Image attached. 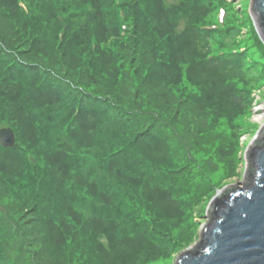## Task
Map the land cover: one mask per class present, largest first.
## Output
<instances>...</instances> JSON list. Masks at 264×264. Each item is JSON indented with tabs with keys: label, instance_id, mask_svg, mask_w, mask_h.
I'll use <instances>...</instances> for the list:
<instances>
[{
	"label": "trees",
	"instance_id": "16d2710c",
	"mask_svg": "<svg viewBox=\"0 0 264 264\" xmlns=\"http://www.w3.org/2000/svg\"><path fill=\"white\" fill-rule=\"evenodd\" d=\"M227 2L0 0V264L178 259L264 86Z\"/></svg>",
	"mask_w": 264,
	"mask_h": 264
},
{
	"label": "water",
	"instance_id": "95a60500",
	"mask_svg": "<svg viewBox=\"0 0 264 264\" xmlns=\"http://www.w3.org/2000/svg\"><path fill=\"white\" fill-rule=\"evenodd\" d=\"M250 13L264 43V0H251ZM5 148L16 145L11 128L0 130ZM249 165L242 187L217 193L207 210L199 243L178 258L177 264H264V128L246 150Z\"/></svg>",
	"mask_w": 264,
	"mask_h": 264
},
{
	"label": "rangeland",
	"instance_id": "374dc122",
	"mask_svg": "<svg viewBox=\"0 0 264 264\" xmlns=\"http://www.w3.org/2000/svg\"><path fill=\"white\" fill-rule=\"evenodd\" d=\"M251 0H228L227 3L232 4V6H234V10L238 12V15H240L241 20H247V22H249V24H252V16L250 13V6H251ZM226 9V8H225ZM221 11V8L219 9ZM219 11V12H220ZM220 13H218V17ZM251 19H250V17ZM251 26V25H250ZM258 95H255L256 98V102L254 104L253 107V114L251 115V125H248V129L247 132H245L243 135H241L240 139V143H239V150L237 153V163H238V173L235 176H229L227 173H225V165L222 163H220V168L217 169L216 168V164H218L217 161H219V159L216 161V163H214L212 165L210 174L211 177L213 178L214 182H220L218 184V189L219 191H223L225 188L227 187H232V186H240L242 187L244 185L245 182H247V177L245 176L249 165L247 164L246 161V154H247V149L249 148V146L251 145V143L255 140V137L257 136L258 133H260L261 128H264V86L262 87V89H258L257 90ZM258 117V118H257ZM263 117V121H261L260 118ZM225 127V126H224ZM217 191V193L219 192ZM217 193L215 194V197H217ZM223 193V192H222ZM212 201V200H211ZM87 216L91 215V209L88 210L87 212ZM209 217L205 216L204 219L200 218L199 222L201 224V229L198 232V234H196V236H194V238L192 237V241L189 240V238L192 236V234H190L191 231V227L189 223H185L184 225L179 227V230L183 233L186 234V236H190L188 239L185 238L186 240H188L189 242H191L189 244V246L186 249H183L182 252H180L181 254H179L178 258L183 254V252L187 251L188 249H191L193 247H195L199 241H200V236H201V232L203 229V226H205L208 222H209ZM177 260L168 263V264H177ZM167 264V263H166Z\"/></svg>",
	"mask_w": 264,
	"mask_h": 264
},
{
	"label": "bare ground",
	"instance_id": "6f19581e",
	"mask_svg": "<svg viewBox=\"0 0 264 264\" xmlns=\"http://www.w3.org/2000/svg\"><path fill=\"white\" fill-rule=\"evenodd\" d=\"M258 118V117H257ZM261 119V121H263L262 119H263V117L262 118H260Z\"/></svg>",
	"mask_w": 264,
	"mask_h": 264
}]
</instances>
